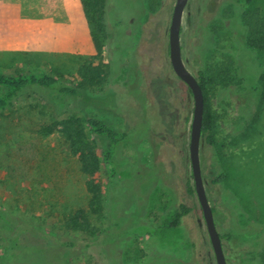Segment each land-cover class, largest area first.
Segmentation results:
<instances>
[{
  "label": "rangeland",
  "instance_id": "1",
  "mask_svg": "<svg viewBox=\"0 0 264 264\" xmlns=\"http://www.w3.org/2000/svg\"><path fill=\"white\" fill-rule=\"evenodd\" d=\"M174 2L105 1L107 74L99 85H81L78 75L95 51L0 59L1 73L43 71L78 92L57 107L27 89L0 111V264H27L21 253L42 255L7 245L8 215L34 227L33 237L74 240L72 247L53 248L44 264H216L195 191L188 190L193 98L168 54ZM247 13L264 16V0H187L179 34L182 60L196 78L202 71L213 113V143L200 140L199 158L227 264H264V98L258 89L264 48L246 43ZM70 115L83 120L99 152L107 140L92 132L87 117L129 132L115 154L112 180L101 164L102 210L90 216L91 233L63 225L86 205L85 175L62 136L40 131ZM222 172V182H211ZM181 204L191 210L169 227Z\"/></svg>",
  "mask_w": 264,
  "mask_h": 264
},
{
  "label": "trees",
  "instance_id": "2",
  "mask_svg": "<svg viewBox=\"0 0 264 264\" xmlns=\"http://www.w3.org/2000/svg\"><path fill=\"white\" fill-rule=\"evenodd\" d=\"M105 1L106 0H81L85 18L92 27V39L95 47V54L85 58L78 66V75L81 85H99L107 74L105 64L102 61V51L104 40L108 37V32L105 25ZM247 5L252 0H238ZM254 15V16H252ZM244 23L247 25L246 43L248 46L263 49L264 48V16L257 13H247L244 16ZM98 61L95 63V61ZM203 93V113L201 124V140L212 144V122L213 113L209 106L208 92L206 82L202 71H199L197 78ZM219 80V79H218ZM223 83L222 80H219ZM221 85H224V83ZM226 85V84H225ZM259 91L261 97L264 98V71L259 76ZM0 88L3 92L0 95V111L6 109L10 103L27 89L39 94L42 92L44 100L48 103L55 104L57 107H64L66 101L70 97L78 95L77 89L65 83L60 78L49 73L39 72H22L17 74H5L0 72ZM189 89V88H188ZM252 91H256V86H251ZM190 91V90H189ZM191 93V92H190ZM248 99H250L248 97ZM249 102V101H248ZM85 122L90 127L93 133L106 138V147L99 152L96 146L87 140L86 131L83 120L74 115L53 119L43 123L40 131L44 134L58 133L68 144L70 153L75 156L80 164V170L85 175V188L87 192V202L85 206H79L74 209L64 220L63 225L68 229L80 231H93L90 216L99 214L102 210V187L99 181L101 164L104 165L107 176L112 180L118 171L115 162V154L119 146L127 142L129 132L118 129L105 120L87 117ZM225 174L218 173L211 182H222ZM188 190L194 191V186L188 184ZM212 211H214V208ZM191 210L190 207L181 204L179 209L174 213V216L169 224V227L179 225L181 218ZM1 219V218H0ZM5 223L11 228L10 234H5L6 243L9 246L18 248L30 247L34 253H40L41 256H33L25 259V255L21 253L20 258L27 264H44L43 258L54 257L53 248L55 247H72L75 245L72 239H52L33 237L35 229L25 221H16L13 215L6 216ZM0 226L3 227L2 222ZM32 239L34 242H29ZM223 236L220 235V238ZM21 252V251H20ZM49 260V259H48ZM40 261V262H39ZM50 261V260H49ZM51 264V261L49 262ZM82 264V263H81ZM90 264V263H83Z\"/></svg>",
  "mask_w": 264,
  "mask_h": 264
},
{
  "label": "crops",
  "instance_id": "3",
  "mask_svg": "<svg viewBox=\"0 0 264 264\" xmlns=\"http://www.w3.org/2000/svg\"><path fill=\"white\" fill-rule=\"evenodd\" d=\"M81 0H0V59L95 51Z\"/></svg>",
  "mask_w": 264,
  "mask_h": 264
},
{
  "label": "water",
  "instance_id": "4",
  "mask_svg": "<svg viewBox=\"0 0 264 264\" xmlns=\"http://www.w3.org/2000/svg\"><path fill=\"white\" fill-rule=\"evenodd\" d=\"M186 3L187 0H175L174 2L168 27V54L174 73L187 85L193 98L188 150L194 191L202 212L216 264H227L220 234L216 228L213 211L205 191L200 166L199 146L204 107L203 93L197 78L186 68L181 56L179 34L182 13Z\"/></svg>",
  "mask_w": 264,
  "mask_h": 264
}]
</instances>
